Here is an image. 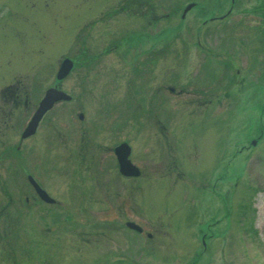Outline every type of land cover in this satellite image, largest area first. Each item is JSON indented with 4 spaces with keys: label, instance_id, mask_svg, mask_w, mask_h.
<instances>
[{
    "label": "rangeland",
    "instance_id": "obj_1",
    "mask_svg": "<svg viewBox=\"0 0 264 264\" xmlns=\"http://www.w3.org/2000/svg\"><path fill=\"white\" fill-rule=\"evenodd\" d=\"M0 264H264V0H0Z\"/></svg>",
    "mask_w": 264,
    "mask_h": 264
},
{
    "label": "water",
    "instance_id": "obj_2",
    "mask_svg": "<svg viewBox=\"0 0 264 264\" xmlns=\"http://www.w3.org/2000/svg\"><path fill=\"white\" fill-rule=\"evenodd\" d=\"M192 7V4L188 5L184 12H186L188 9ZM74 68V61L68 57L64 58L57 70L56 73V80L57 82H61L62 80L66 79L72 72ZM72 97L60 89V85L56 84L54 87L48 88L44 96L39 102V105L33 114L31 120L29 121L27 127L25 128L22 138H28L32 135H34L37 131V128L40 124V121L44 114L51 110L56 104L62 101H71ZM79 118L83 119V114L79 115ZM114 153L116 156L117 164L119 167V172L122 176L125 177H139L141 175L140 169L134 165L129 156L131 154V147L127 143H122L115 147ZM28 181L30 184L34 187L35 191L37 192L40 199L47 203H54L55 200L51 198L47 192L42 189L39 184L36 182V180L32 177H28ZM126 226L134 231H137L141 233L143 231L142 227H140L138 224L132 221L126 222Z\"/></svg>",
    "mask_w": 264,
    "mask_h": 264
},
{
    "label": "flooded vegetation",
    "instance_id": "obj_3",
    "mask_svg": "<svg viewBox=\"0 0 264 264\" xmlns=\"http://www.w3.org/2000/svg\"><path fill=\"white\" fill-rule=\"evenodd\" d=\"M40 101V100H39ZM39 103V102H38ZM38 105V104H37ZM24 132V131H23ZM23 132L21 133V136H20V139H21V141H20V143L22 142V141H24L25 139H23L22 138V134H23ZM26 139H28V138H26ZM118 145V144H117ZM114 149V148H113ZM113 154H114V152H113ZM28 175H30V174H28ZM28 175H27V177H28ZM36 180L39 182V184L42 186V188L43 189H45L44 188V186L42 185V183L36 178ZM30 186V188H31V190H32V194H25V197H24V200H22L21 201V203L23 204V205H27V206H39V205H48V206H56V205H58V201H55L54 203H47V202H44V201H42L39 197H38V195L36 194V192H35V190H34V188L31 186V185H29Z\"/></svg>",
    "mask_w": 264,
    "mask_h": 264
},
{
    "label": "bare ground",
    "instance_id": "obj_4",
    "mask_svg": "<svg viewBox=\"0 0 264 264\" xmlns=\"http://www.w3.org/2000/svg\"><path fill=\"white\" fill-rule=\"evenodd\" d=\"M71 100H72V99H71ZM58 104H59V103H58ZM55 106H56V105H55ZM55 106H54V107H55ZM54 107H53V108H54ZM53 108H52V109H53ZM52 109H51V110H52ZM51 110H49L48 112H46V113L44 114V116L42 117L40 123L43 121V119L46 117V115H47ZM38 128H39V127H38Z\"/></svg>",
    "mask_w": 264,
    "mask_h": 264
},
{
    "label": "trees",
    "instance_id": "obj_5",
    "mask_svg": "<svg viewBox=\"0 0 264 264\" xmlns=\"http://www.w3.org/2000/svg\"><path fill=\"white\" fill-rule=\"evenodd\" d=\"M77 64V63H76ZM6 218V217H5ZM10 224H12V223H10Z\"/></svg>",
    "mask_w": 264,
    "mask_h": 264
}]
</instances>
